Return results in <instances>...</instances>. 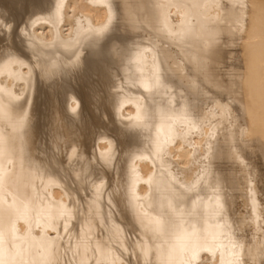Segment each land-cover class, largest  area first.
Wrapping results in <instances>:
<instances>
[{
  "label": "bare ground",
  "instance_id": "obj_1",
  "mask_svg": "<svg viewBox=\"0 0 264 264\" xmlns=\"http://www.w3.org/2000/svg\"><path fill=\"white\" fill-rule=\"evenodd\" d=\"M0 264H264V0H0Z\"/></svg>",
  "mask_w": 264,
  "mask_h": 264
}]
</instances>
